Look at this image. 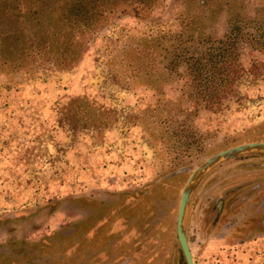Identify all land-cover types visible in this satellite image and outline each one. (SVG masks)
I'll use <instances>...</instances> for the list:
<instances>
[{
    "label": "rangeland",
    "instance_id": "374dc122",
    "mask_svg": "<svg viewBox=\"0 0 264 264\" xmlns=\"http://www.w3.org/2000/svg\"><path fill=\"white\" fill-rule=\"evenodd\" d=\"M244 1V14L264 6ZM103 2L75 64L0 65V264H186L175 222L190 172L219 150L264 141V51L244 47L250 74L219 109H204L182 96L183 78L158 93L124 84L114 64L128 44L178 31L187 0ZM225 19L222 9L214 35ZM158 98L161 113H145ZM168 111L187 148L150 135L146 122L159 130ZM184 229L194 264H264V151L209 168Z\"/></svg>",
    "mask_w": 264,
    "mask_h": 264
},
{
    "label": "trees",
    "instance_id": "16d2710c",
    "mask_svg": "<svg viewBox=\"0 0 264 264\" xmlns=\"http://www.w3.org/2000/svg\"><path fill=\"white\" fill-rule=\"evenodd\" d=\"M97 1L5 0L0 4V65L21 69L48 63L62 69L75 64L86 49L85 34L101 23L107 11L106 6L99 9L105 0H99V6ZM245 8L244 0H187L178 31L146 37L116 54L114 64L120 66L121 80L129 86L145 84L159 93L162 86L183 78L182 96L195 106L216 111L241 78L250 74L251 69L246 70L240 60L244 47L264 51V6L254 7L249 14H244ZM222 9L225 29L214 35L212 29ZM167 103L158 98L144 112L159 115L160 106ZM178 109L183 114L188 111ZM171 117L168 111L158 121L166 136L149 124L156 119L147 121L150 135L162 138L173 149L189 146L181 134L183 126L171 125Z\"/></svg>",
    "mask_w": 264,
    "mask_h": 264
},
{
    "label": "water",
    "instance_id": "95a60500",
    "mask_svg": "<svg viewBox=\"0 0 264 264\" xmlns=\"http://www.w3.org/2000/svg\"><path fill=\"white\" fill-rule=\"evenodd\" d=\"M250 151H264V141H247L219 150L206 157L190 172L180 193L175 222V232L177 240L180 245L186 264H194L192 259V253L184 229L186 208L193 189L195 188L199 180L202 178V176L206 173V171L213 165L225 159L232 158L241 153Z\"/></svg>",
    "mask_w": 264,
    "mask_h": 264
}]
</instances>
